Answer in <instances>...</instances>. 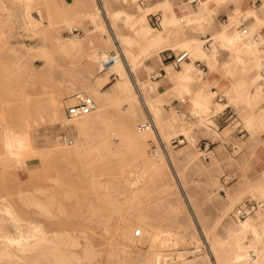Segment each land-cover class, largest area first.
Here are the masks:
<instances>
[{"label":"rangeland","instance_id":"1","mask_svg":"<svg viewBox=\"0 0 264 264\" xmlns=\"http://www.w3.org/2000/svg\"><path fill=\"white\" fill-rule=\"evenodd\" d=\"M80 2L0 0V203L4 198L23 219L59 231L60 251L73 264H237L230 251L249 242L264 257V215L260 238L234 232L264 209L237 215L247 200L264 197V120L258 117L264 95L250 118V106L237 89L238 83L251 89L250 78L239 69L243 64L228 72L231 52L215 36L223 29L241 30L242 13L236 9L226 24L186 16L174 23L166 21L164 10L161 27H155L146 14L157 8L138 0H90L92 9L83 16L76 7ZM139 16L143 20L134 23ZM141 24L166 39L148 46L135 32ZM188 28L198 33L204 50H214L217 61L210 69L204 59L192 58L186 95L177 76L182 62H162L159 50H185L181 42ZM205 33L211 37L208 48ZM117 35L131 39L126 47L137 55L142 102L115 88L119 74H110V66L96 57L101 50L123 48ZM67 42L74 45L65 49ZM249 56L242 52L243 58ZM196 59L207 66L205 72L195 67ZM127 71L125 76L134 79ZM209 75L215 77L206 88L210 102L196 105L191 96ZM76 90L96 104L82 132L75 121L85 116L65 117ZM106 93L104 100L95 98ZM151 105L156 114H145L142 106ZM150 119L154 132L148 131ZM66 121L75 130L69 147L56 140ZM144 122L147 127L138 129ZM180 135L193 140L178 143ZM131 137L140 142L130 143ZM15 138L22 145L12 155L4 140ZM202 141L211 144L209 158L197 147ZM5 226L14 232L9 222ZM136 228L140 234L133 233ZM33 257L35 264H62Z\"/></svg>","mask_w":264,"mask_h":264},{"label":"bare ground","instance_id":"2","mask_svg":"<svg viewBox=\"0 0 264 264\" xmlns=\"http://www.w3.org/2000/svg\"><path fill=\"white\" fill-rule=\"evenodd\" d=\"M191 13L192 16H187L188 18L199 19V14H198L199 12L197 13L196 10L194 11L192 10ZM114 16L115 17L120 16V11H116L114 13ZM142 20L143 17L139 16L138 18L134 19L133 22L138 24ZM166 21L178 23V21L180 22L182 21V17L177 18L174 14H172L171 17L166 19ZM146 28L147 26L141 24L140 26H137L135 32L138 36H140L141 38H145L147 40L149 44L148 46L159 44L164 39H166L165 36L162 35L161 33H157V32L152 33L149 32L148 30L149 28L147 29ZM250 30L251 28L248 26L246 30H239V32L237 33H232L231 29L228 28L217 32L215 36L218 39V41L221 42L222 45L226 46L231 52L229 63H231L233 67L231 66L227 67L228 72L232 73L236 69V64L238 65L242 62L243 66H240V68L239 67L238 68L242 72H245L250 78V83L252 86L251 89L245 91L243 90L245 88V84H239V83L237 89L240 95L238 96V98L243 99L244 103L250 106V113H251L250 118H252L254 116V106L257 104L258 100L260 99L264 91V76L260 73L261 69H259L262 68V70H264V65L259 67L260 62L258 59V54L261 52L258 49V45L264 42L262 38H260V43H258L254 39H251L249 35ZM114 39L117 40L119 39L123 44V48L122 46L120 47L116 45L117 46L116 53H110V51L108 52L106 50H101V52L98 55H96V57L99 60L102 59L100 62L103 67L110 66L112 70L110 74H112L113 72L116 75L119 74L120 79L118 80L115 88L117 87L125 88V91L130 93L129 94L130 96L134 97L139 102H142L140 98L141 95L143 94L144 88L138 77H136L137 72L135 71L136 68L138 67L137 55L132 54L130 50L126 47V45L130 43L131 39L124 37L122 35H117L114 37ZM69 44L71 46L74 45V43L72 42H67L64 44V48L65 49L71 48ZM181 46H183L185 50L180 51L179 54L183 51H186L188 53V56L181 61L182 63L180 62L182 68L180 72L177 74V76L183 79V81L185 82L183 88L186 91V95H188L187 82L192 80V75L190 73V67L193 62L192 58L204 59L209 65L210 69L214 68L217 59L214 50L212 52L204 50L201 42L196 38L183 39L181 42ZM145 50L146 49H144L143 51ZM242 52H246L247 54L250 55L251 58H255L254 64L247 65L246 61H244L242 57ZM105 62L107 64H105ZM124 69L126 71L130 70L134 79H131L130 77H128V75L125 76ZM214 79H215L214 76L209 75V77L206 80H204L201 83H197L195 95L194 97L191 96V99L196 105H204L210 102L209 99L211 95L206 91V88H207V84L212 83ZM106 80H108V74H106L103 77V81ZM77 92H81V91L76 90L75 93ZM109 94L110 93H106L102 97L95 96V98L98 99V101L104 100L109 96ZM142 107L145 114L147 113L156 114L155 113L156 108H154L153 105L149 106V108L147 107L146 109H144V106ZM221 108H222V104L219 103L216 106V109L219 110ZM90 113L82 115L85 116L84 119L75 121V126L78 127L80 132L84 131L85 129L84 125L85 123L88 122V117H89L88 114ZM53 117L58 118L57 109L54 111ZM258 117L264 120V112H262L261 115L258 114ZM148 125H149L148 131L152 130L154 132V125L152 124L151 119L149 120ZM60 127H63V129L69 127V129L73 131V132L71 131L73 138L71 143L63 144L61 142H58V139L56 138L57 142L67 147L73 146L72 144L74 143V138H75L74 137L75 130L73 126L69 123V121H66L62 123ZM129 142L136 143V142H140V140L138 139V137H131V139H129ZM4 143L8 152H10L12 155H17L19 149L18 146L22 145V139L21 138L5 139ZM162 149L164 152V156L167 157V159H171L168 152H166V149L165 150L164 148ZM173 176L177 181L178 180L180 181L177 173L174 174ZM262 208H264V206L260 207L259 210H261ZM15 211L13 210V207L11 209V206L8 204L7 201H5L4 198H1L0 264L3 263L30 264L31 262L33 263L35 262L34 259L36 257L34 258L33 256H40L41 258L47 261L51 259L54 262H59L62 264H73L72 260L66 258L67 254L60 251V245L59 242L57 241L59 238V231L47 229L44 225H42L38 221L23 219V217H21L19 214H17V211L16 212ZM263 215H264V209H262L260 212L257 211L255 217L253 218L249 217L241 221L239 227L234 232L236 233L237 236L239 235L244 237L246 234H250L255 239L260 238L264 234V233L262 234V232L260 231V221ZM7 222H9L13 226L14 228L13 233H10V231L6 229L5 225ZM136 230H138L137 234H140L141 229L140 228L134 229L133 231L134 234H136ZM230 259L237 264H264V257L261 253V250L258 247H256L255 243L253 242H249L248 244L242 243V245L238 243L237 248H234L233 250L230 251ZM157 260L158 259H156V261Z\"/></svg>","mask_w":264,"mask_h":264},{"label":"crops","instance_id":"3","mask_svg":"<svg viewBox=\"0 0 264 264\" xmlns=\"http://www.w3.org/2000/svg\"><path fill=\"white\" fill-rule=\"evenodd\" d=\"M74 1L75 0H70L71 4ZM78 1L79 2L81 1L79 5L76 6L80 11L79 14L82 16L88 14L92 9L91 2H89L90 0H78ZM142 6L146 8H157L156 11L154 12L160 13V25L158 27H161L164 10H166L165 16L167 18L171 17L172 14H174L176 17L192 16L191 11L196 10L197 13L199 12L198 14L200 19L210 18L212 22H215V21H219L224 16H227L228 19V17L232 15V13L236 9H238L242 13V15L238 19L239 23L237 25V28L241 27L244 28V30H246V28H248L249 26L251 28V30L249 31L250 38L256 40L258 43H260V38H262L264 42V0H207V1L195 0V2H191L190 0H145ZM149 13L150 12L146 14V19L150 22L151 18ZM74 29L78 30V34L81 32L79 28H73V30ZM231 31L232 33L239 32V30H237L236 28H232ZM205 34L206 36L210 37L209 34L207 33ZM197 35L198 33L195 30L188 28L186 30V35L184 38H195ZM204 35H202L203 41H204ZM205 48H208V46L206 47L205 45ZM258 49L261 51L258 54V59L262 63H264V57L262 56L264 54V43H260L258 45ZM159 53H160L159 57L162 62L163 60H167L169 58L171 59L172 62H174L173 61L174 56L179 54V53H175L173 49L169 46H165L162 49H160ZM243 59L244 61H246L247 65L254 64L255 61V58H251L250 56ZM240 64H242V62ZM260 73L264 76V70H262V68L260 70ZM159 74H161V72L158 73L157 76ZM262 95H264V91ZM263 106H264V102H263ZM261 138L264 142V131L261 133ZM260 158L261 160H264V148L262 149V154H260Z\"/></svg>","mask_w":264,"mask_h":264},{"label":"built area","instance_id":"4","mask_svg":"<svg viewBox=\"0 0 264 264\" xmlns=\"http://www.w3.org/2000/svg\"><path fill=\"white\" fill-rule=\"evenodd\" d=\"M191 2H195V0H190ZM139 4H143V0H139ZM150 15V22L152 25L158 27L160 25V13L153 12L149 13ZM228 21L227 16H224L222 19L219 20L220 24H226ZM241 30H244L242 28ZM73 31H76V34H78V30L74 29ZM210 37L204 35V44L209 46V41ZM188 56V53L186 51L181 52L179 55L174 56L173 58V63L175 65H179L180 62ZM195 67L202 72H205L207 66L200 60L196 59L194 61ZM105 64H107L105 62ZM156 76V75H154ZM75 101L74 103L69 104L66 106L65 109V116L67 119H74L76 117L82 116L84 114L90 113L95 109V101L93 97L85 92H77L74 94ZM69 125V124H68ZM147 124L141 123L138 125L139 129H144ZM58 139V142H61L63 144L71 143L72 142V132L69 129V127H66L62 129V131L57 135L56 137ZM193 140V138L187 139L184 135H180V138H178V143H187L188 141ZM210 142L209 141H202L201 143L197 142V147L201 152H203V157L204 158H209L211 154H214L212 151V148L210 147ZM264 206V197L259 200H247L241 207L237 209V215L239 217L244 218L246 215L251 213L252 211ZM138 233V230L136 234Z\"/></svg>","mask_w":264,"mask_h":264}]
</instances>
